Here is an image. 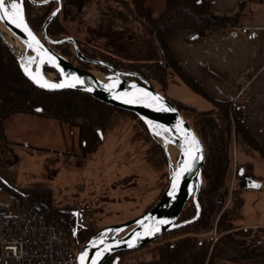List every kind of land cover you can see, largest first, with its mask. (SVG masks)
<instances>
[{"label":"rangeland","instance_id":"obj_1","mask_svg":"<svg viewBox=\"0 0 264 264\" xmlns=\"http://www.w3.org/2000/svg\"><path fill=\"white\" fill-rule=\"evenodd\" d=\"M163 2L147 0L155 15ZM53 3L54 9L59 6V0ZM57 18L67 31L66 37L87 46L124 60L157 58L153 42L141 25L112 0H60ZM47 35L52 39L65 37ZM43 72L48 81L54 83L58 80L56 72ZM168 74L169 86L165 94L197 109V112H180L189 124H193L196 117L207 112L210 104L172 71ZM78 131V125L67 124L41 112L12 111L3 116L0 118V183L17 189L49 188L57 204L71 205L84 214V226L95 223L104 229L130 221L158 200L167 186L163 184V174L168 172L169 164L166 151L143 122L122 111H114L104 130L103 140L96 151L87 156L82 153ZM232 137L228 195L220 194L218 197L224 202L220 212L226 207L233 209L236 215L234 222L242 228L264 226V159L257 154L250 156L241 152L245 149L236 145L234 127ZM245 156L250 157L247 159ZM235 158L240 161L239 165L252 161L253 169L248 174L251 181L242 184L239 175H232L237 179L230 187ZM259 176L262 178H257ZM235 187L240 188L241 206L240 197L236 192L232 193ZM216 220L208 230L177 231L161 236L148 248L158 243L173 245L177 240L190 236L196 238L200 247L209 244V252L213 249L218 251L211 264H264V259L242 263L222 259L228 255L220 253L221 247L213 248L222 235L216 232ZM81 246L75 245L76 253ZM146 249L127 253L123 258L137 264L138 260L149 258L150 251ZM226 252L230 253L228 249Z\"/></svg>","mask_w":264,"mask_h":264},{"label":"trees","instance_id":"obj_2","mask_svg":"<svg viewBox=\"0 0 264 264\" xmlns=\"http://www.w3.org/2000/svg\"><path fill=\"white\" fill-rule=\"evenodd\" d=\"M112 1L141 25L153 42L157 52L156 59L124 60L74 39L83 55L98 61L93 63L79 59L69 43L63 42L51 45V47L71 62L78 64L79 67L101 72H109L110 69H114L135 73V76H127V78L138 80L137 76H141L155 90L165 95L180 112L183 110L197 112V109L192 105L165 94L169 86L168 73L172 71L182 83L211 104L209 111L196 117L193 124L190 123L205 151V162L201 171L203 183L197 196V204L200 207L199 217L192 223L162 236L188 229L192 231L208 230L217 218L216 232L222 235L217 239V244H214L213 248L221 247L220 253L228 255L222 259L233 263L264 259V226L242 228V225L234 222L236 215L233 214V209L226 207L220 212L224 202L218 197L220 194L228 195L227 178L232 163L230 152L233 137L228 116L230 100H217L207 94L202 85L183 70L169 44L175 31H188L187 39H198L207 36L213 28L236 26L244 0L240 2L238 10L231 14L215 13L211 10L208 0H164V8L157 15L153 13L147 0ZM53 9V1L38 5L24 0L25 18L29 26L37 33H40L45 19ZM46 31L54 38L65 36L67 33L57 16L49 22ZM43 68L48 72H55L50 66ZM116 110L127 113L142 122L134 113L105 104L84 92L75 90L47 91L39 88L24 73L15 55L0 39V118L12 111H36L61 119L67 124L78 125V140L82 153L87 156L98 148L101 143L99 131L104 134L109 119ZM234 141L239 148L245 149L251 154H257L264 159V149L241 121L235 117ZM240 167L251 170L252 163L240 164L236 177ZM236 177L235 179H237ZM163 178L165 179L163 184L166 186L169 179L167 171L164 172ZM4 187L25 202L39 203L46 216L55 223L63 226L73 225L72 215L75 207L68 204H57L51 189ZM234 192L240 197L239 205L241 206L243 198L240 188L235 187L232 190V193ZM195 213L196 205L192 200H189L179 219L192 218ZM101 228L103 227L98 224L89 223L78 231L75 241L83 245ZM196 241V238L186 236L177 240L173 245L158 243L151 248H148V245L146 250L150 251L149 258L138 260L137 264H205L206 261L207 264H211L218 251L212 248L213 250L209 252V244L200 247ZM225 249H228L230 253H225ZM130 252H116L107 257L102 264H111L114 256L121 257L119 264L127 260L130 261L123 258Z\"/></svg>","mask_w":264,"mask_h":264},{"label":"water","instance_id":"obj_3","mask_svg":"<svg viewBox=\"0 0 264 264\" xmlns=\"http://www.w3.org/2000/svg\"><path fill=\"white\" fill-rule=\"evenodd\" d=\"M29 1L39 5L54 0H47V2H45V0ZM8 2L10 3L11 0H8ZM21 7L24 20L27 23L28 28L35 35L36 39L40 41V44L43 45V49H48L49 52L56 57L55 60H50L48 64H44L41 70H44V66H50L58 74V80L54 83L76 85L75 87L66 86L61 88L41 87L40 84H38L31 78L28 71H26L27 69L25 65L19 59V57H17L16 52L21 51L38 54V51L43 52V49H38V46L35 44V42L32 41L31 37H29L27 33L22 30V28H17L14 25L7 26L5 20H0L1 41L15 55L28 78H30L32 82H34L39 88L47 91L75 90L87 93L105 104L134 113L151 130V133L152 127L158 128L157 126H162V128L170 129V131L166 132L169 134V136L175 139L183 140L187 145L186 152L181 154L179 152H172L158 141L166 151L168 164V154H175L180 161L179 167L176 172L180 169L181 162H186L183 164V166L189 167L190 170L187 172H183V174L178 178L175 176L174 178H171L169 174L167 186L163 190L158 200L139 216H136L135 218L125 222L124 224H117L105 228L107 230L119 231L120 236L118 239L108 241L100 240L97 236V233L104 228L99 229L86 243H84L78 249L76 253L77 263L93 264V261H95V264H102L107 257L115 254L116 252L133 251L144 248L159 239L163 234L173 231L184 225L190 224L194 220H196L200 214V207L197 204V196L203 183L201 171L205 162V151L202 142L193 130L192 126L181 115L176 106L165 95L155 90L150 85V83L141 76H137L138 80L127 78V76H135V73H133L134 75H123L122 72L128 71L110 69L109 72H101L95 69L79 67L69 59H67L65 56L54 50L51 45L66 42L72 45L75 55L79 59L93 63L98 62L97 60L90 59L83 55L79 51L76 42L72 37L65 36L59 39H52L47 35L46 29L49 22L57 16L58 11L60 10V0L59 6H57L45 19L40 29V33L35 32L29 26L25 18L24 0ZM53 13H55V15H53ZM29 43L32 44V48L28 47ZM99 73L113 74L122 84L127 87V91L116 93L104 91L97 80V74ZM75 78H79V80L83 81V83H77V80ZM39 80L42 84L43 81L47 79H45L44 76ZM144 92L150 93L151 95L145 96ZM156 96H159L161 99L159 101L154 100L153 97ZM127 100H133L134 102H125ZM158 129L162 130L161 128ZM180 129H186L187 131L182 132L180 131ZM99 134L100 140L102 141L103 133L99 131ZM192 136L195 137V140L198 141V144H194L191 142ZM154 139L156 138L154 137ZM230 172L231 168H229L228 176L230 175ZM248 174L249 172H244L243 167L239 168L238 175L240 176V182L242 184H244L245 182L249 183L251 181V177L248 176ZM190 199L196 205L195 215L192 218L183 220L181 222H176L185 204ZM155 223H157L156 226ZM157 229H159V231H157ZM129 243H132L133 246L129 247ZM84 253H86V256L82 261L81 256ZM119 261L120 257L114 256L111 264H119Z\"/></svg>","mask_w":264,"mask_h":264},{"label":"crops","instance_id":"obj_4","mask_svg":"<svg viewBox=\"0 0 264 264\" xmlns=\"http://www.w3.org/2000/svg\"><path fill=\"white\" fill-rule=\"evenodd\" d=\"M208 1L215 13L231 14L238 10L243 0ZM164 4L165 1L157 14L163 10ZM236 26L257 28L259 37L249 40L242 34L229 36L216 27L198 39H187L188 31H175L169 44L183 70L212 98L228 101L247 84L249 99L239 103L234 116L264 149V0H244ZM210 109L211 104L207 111ZM241 152L251 154L246 150ZM235 161L240 163L236 158ZM246 162L252 163H241ZM251 170L244 168V172Z\"/></svg>","mask_w":264,"mask_h":264},{"label":"built area","instance_id":"obj_5","mask_svg":"<svg viewBox=\"0 0 264 264\" xmlns=\"http://www.w3.org/2000/svg\"><path fill=\"white\" fill-rule=\"evenodd\" d=\"M229 36L242 34L249 40L259 37V29L248 26H225ZM249 99L247 84L230 99L228 115L234 127V109ZM236 163L233 162L232 175ZM234 177L230 178V187ZM76 228L50 220L39 203L21 200L0 184V264H78ZM121 264H131L124 261Z\"/></svg>","mask_w":264,"mask_h":264},{"label":"bare ground","instance_id":"obj_6","mask_svg":"<svg viewBox=\"0 0 264 264\" xmlns=\"http://www.w3.org/2000/svg\"><path fill=\"white\" fill-rule=\"evenodd\" d=\"M5 23L7 26L12 25L8 23L6 20ZM16 54L17 57H19V59L25 65L31 78L36 77V79L39 80L40 78L44 77V73L41 70V68L44 64H48L50 62L47 56L44 55L43 57H41L36 53L21 52V51L16 52ZM29 57H36V60L30 61ZM97 77H98L97 78L98 83L100 84V86L103 88L104 91L112 92V93L127 91V87L124 84H122L118 80V78L113 74L99 73L97 74ZM158 131L161 132L160 135L156 134ZM152 135L156 138L157 141L161 142L165 147H167L172 152L174 151L175 153L179 152L182 154L185 153L187 150V145L183 140L175 139L169 136L168 133L163 132L162 130H159L156 127H152ZM181 145H183L184 147L182 148ZM168 158H169V165H168L169 174L171 178H174V174L178 168V165L180 164V161L178 160L175 154H168ZM156 225L157 223H155V226ZM97 236L102 241L116 240L119 238L120 233L119 231L116 230L102 229L97 233Z\"/></svg>","mask_w":264,"mask_h":264},{"label":"snow or ice","instance_id":"obj_7","mask_svg":"<svg viewBox=\"0 0 264 264\" xmlns=\"http://www.w3.org/2000/svg\"><path fill=\"white\" fill-rule=\"evenodd\" d=\"M45 2H47V0H45ZM22 3H23V0H11L10 3L8 2V0H0V20H6L8 23L14 25L15 27L22 28V30L25 31L29 37H31L32 41L35 42V44L38 46V49H43V45H41L40 41L36 39L35 35L28 28L27 23L24 20L23 11H22V7H21ZM53 15H55V13H53ZM28 47L32 48V44L29 43ZM38 55H40L41 57H43L44 55H47L49 60H55L56 59V57L54 55H52L48 49H43V52L38 51ZM29 60L35 61L36 57H29ZM32 78L34 80H36V82L38 84H40L41 87L61 88V87H66V86H71V87L76 86L75 84L65 85L64 83H50L47 80H44L43 83L41 84V81L37 80L36 77H32ZM75 79L77 80V83H83V81H80L79 78H75ZM139 91H143V90H139ZM144 95L150 96L151 94L144 92ZM153 99L156 101H159L161 98L159 96H156V97H153ZM125 102L131 103L134 101L133 100H127ZM157 127L161 128L163 132L170 131V129L162 128V126H157ZM180 131L186 132L187 130L186 129H180ZM156 134L160 135L161 132L158 131ZM166 142H167V140H166ZM191 142L194 144H198V141L195 140L194 136H192ZM186 143H187V140H186ZM181 147L183 148L184 146L181 145ZM184 163H186V162H181L180 169L174 174L175 177L178 178L180 175L183 174V172H187L190 170L189 167L183 166ZM251 186L259 187V185H257V184H252ZM161 223H163V222H161ZM157 231H159V229H157ZM148 234H151V233H148ZM132 246H133V244L129 243V247H132ZM85 256H86V253L82 254V256H81L82 261H83ZM93 264H95V261H93Z\"/></svg>","mask_w":264,"mask_h":264},{"label":"flooded vegetation","instance_id":"obj_8","mask_svg":"<svg viewBox=\"0 0 264 264\" xmlns=\"http://www.w3.org/2000/svg\"><path fill=\"white\" fill-rule=\"evenodd\" d=\"M74 64H76V63H74ZM76 65H78V64H76ZM238 167H239V165L236 164V168H235V176L237 175ZM245 169H246V168H245ZM237 177H238V176H237ZM234 180H235V177H234ZM190 200H191V199H190ZM180 214H181V213H180ZM83 215H84V214H83L82 212H79L78 209H75L74 212H73L72 217H73L74 221H73V225H71V226L74 227V228H76V235H77L78 231H79L81 228L84 227V225H83V224H84V216H83ZM179 216H180V215H179ZM180 221H182V220H180L179 217H178V219H177L176 222H180ZM76 242H77V241H76ZM139 250H141V249L133 250V251H131V252L133 253V252H136V251H139Z\"/></svg>","mask_w":264,"mask_h":264}]
</instances>
